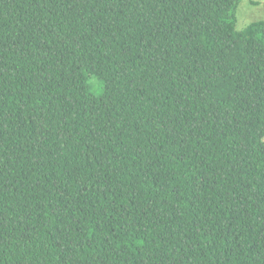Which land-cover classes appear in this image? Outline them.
Listing matches in <instances>:
<instances>
[{
  "label": "trees",
  "instance_id": "16d2710c",
  "mask_svg": "<svg viewBox=\"0 0 264 264\" xmlns=\"http://www.w3.org/2000/svg\"><path fill=\"white\" fill-rule=\"evenodd\" d=\"M241 2L0 0V264H264Z\"/></svg>",
  "mask_w": 264,
  "mask_h": 264
},
{
  "label": "rangeland",
  "instance_id": "374dc122",
  "mask_svg": "<svg viewBox=\"0 0 264 264\" xmlns=\"http://www.w3.org/2000/svg\"><path fill=\"white\" fill-rule=\"evenodd\" d=\"M237 30L246 29L250 24L264 21V0H242L237 11ZM91 92L97 96L103 93L104 84L97 77L89 80Z\"/></svg>",
  "mask_w": 264,
  "mask_h": 264
}]
</instances>
